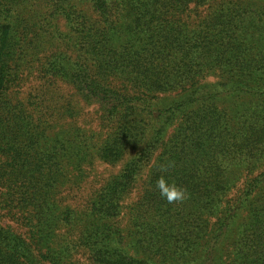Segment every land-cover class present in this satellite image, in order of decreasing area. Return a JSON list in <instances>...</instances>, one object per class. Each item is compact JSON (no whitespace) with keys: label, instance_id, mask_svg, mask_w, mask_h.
<instances>
[{"label":"trees","instance_id":"16d2710c","mask_svg":"<svg viewBox=\"0 0 264 264\" xmlns=\"http://www.w3.org/2000/svg\"><path fill=\"white\" fill-rule=\"evenodd\" d=\"M0 264H264V0H0Z\"/></svg>","mask_w":264,"mask_h":264},{"label":"clouds","instance_id":"9594fccd","mask_svg":"<svg viewBox=\"0 0 264 264\" xmlns=\"http://www.w3.org/2000/svg\"><path fill=\"white\" fill-rule=\"evenodd\" d=\"M168 167H171V165L161 166V173H166ZM155 187L159 191L161 198L166 200L169 204L182 202L187 198L186 190L170 182L163 174L156 179Z\"/></svg>","mask_w":264,"mask_h":264},{"label":"rangeland","instance_id":"374dc122","mask_svg":"<svg viewBox=\"0 0 264 264\" xmlns=\"http://www.w3.org/2000/svg\"><path fill=\"white\" fill-rule=\"evenodd\" d=\"M87 112L89 113V114H93L94 112H93V108H88L87 109Z\"/></svg>","mask_w":264,"mask_h":264}]
</instances>
